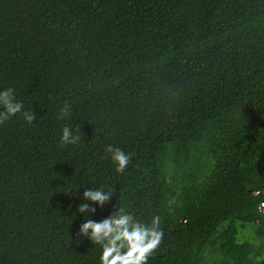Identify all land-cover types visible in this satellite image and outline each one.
<instances>
[{"label":"trees","instance_id":"16d2710c","mask_svg":"<svg viewBox=\"0 0 264 264\" xmlns=\"http://www.w3.org/2000/svg\"><path fill=\"white\" fill-rule=\"evenodd\" d=\"M8 87L0 264H100L79 225L120 207L161 217L147 264H264V0H0Z\"/></svg>","mask_w":264,"mask_h":264},{"label":"clouds","instance_id":"9594fccd","mask_svg":"<svg viewBox=\"0 0 264 264\" xmlns=\"http://www.w3.org/2000/svg\"><path fill=\"white\" fill-rule=\"evenodd\" d=\"M22 114L25 122L31 124L35 119L34 112L24 110L23 102L18 100L15 90L11 87L0 90V124L16 114ZM70 115V105L67 103L60 109V116ZM69 126L61 130V144H74L79 140ZM116 164V172L123 173L131 163V153H126L112 145L105 147ZM111 191L102 189H86L83 199L103 207L110 202ZM264 209V204H262ZM77 211L90 214L96 211L88 203H81ZM78 234L87 237L93 244L101 247L100 264H147L149 257L160 247L163 240L161 217L154 215L151 222L146 224L135 219L122 207L117 208L107 217L96 221L86 219L79 225Z\"/></svg>","mask_w":264,"mask_h":264},{"label":"rangeland","instance_id":"374dc122","mask_svg":"<svg viewBox=\"0 0 264 264\" xmlns=\"http://www.w3.org/2000/svg\"><path fill=\"white\" fill-rule=\"evenodd\" d=\"M263 212H264V209H263Z\"/></svg>","mask_w":264,"mask_h":264}]
</instances>
